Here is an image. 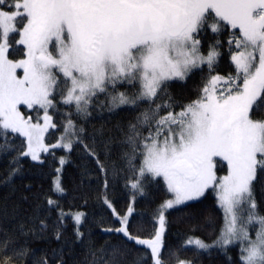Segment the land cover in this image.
Here are the masks:
<instances>
[{
	"label": "snow or ice",
	"instance_id": "1",
	"mask_svg": "<svg viewBox=\"0 0 264 264\" xmlns=\"http://www.w3.org/2000/svg\"><path fill=\"white\" fill-rule=\"evenodd\" d=\"M197 76L194 95L175 94ZM0 156L10 193L0 264H127L133 252L131 264H264V0H0ZM49 159L56 175L41 199L25 180ZM77 160L81 183L95 174L117 217L103 229L117 241L108 247L85 211L59 202ZM121 184L123 212L109 195ZM154 192L141 236L135 204ZM202 219L209 240L196 235ZM173 221L195 225L175 244Z\"/></svg>",
	"mask_w": 264,
	"mask_h": 264
},
{
	"label": "trees",
	"instance_id": "2",
	"mask_svg": "<svg viewBox=\"0 0 264 264\" xmlns=\"http://www.w3.org/2000/svg\"><path fill=\"white\" fill-rule=\"evenodd\" d=\"M199 83V77L197 76L194 82H190L186 88L175 89V94L181 97H188L194 95L196 84ZM123 116L128 119L131 118L127 113L123 114ZM99 123L96 124V127H99ZM110 127V124H105V128ZM91 131V128H89ZM62 154L58 152V155ZM79 161L72 165L65 166V172L62 176L63 186L66 189V193L59 198V202L64 209L65 213L74 214L77 211H85L88 214V223L87 228L90 229L93 233V239L96 242V246L100 247H108L111 244L117 243L115 239H107L104 236L103 229L118 227L119 224L117 222V217L114 215H110L111 210L107 209L106 205L103 204L100 194L103 192V189L100 183L97 182V177L93 174L90 178L86 179L83 183H81V174L80 169L76 166ZM57 166L56 162L49 159L48 163L43 166L42 174L37 172L35 175L29 174L28 178L25 180V183L31 182L33 184V192L39 197L43 198V194L48 193L51 187L52 179L56 175L55 167ZM27 167V165H26ZM88 167L90 169H94L95 165L89 163ZM7 169V160L0 156V179L3 178ZM17 182L18 179H17ZM259 194V193H258ZM17 197L14 199H18ZM109 195L115 201V207L119 212H123L126 210L127 204L130 202V195L126 189L123 188L122 184L117 186L114 190H109ZM10 196L7 188L0 183V209L3 208L5 197ZM163 196L161 192H154L150 198H137L135 204V214L137 215V222H142L143 227L141 229L133 228V231H138L141 236H146L149 232L152 231V214L156 207V203L159 202L160 198ZM53 198L57 197L53 195ZM84 199L87 200V204L85 205ZM11 205V201H9V206ZM205 207L208 209V214L215 217V225L218 229L221 223L222 214L218 210H213L211 199L206 202ZM24 208L28 209L27 214H32V209L29 205H24ZM57 213L53 211L49 219L50 226L56 222ZM103 220V224L101 225L100 221ZM73 221L69 218L66 221L68 231L66 236L71 237L72 225ZM205 221L202 219L199 225L200 230L196 232V235L201 236L202 238L209 240L213 238V234L211 229H208L204 226ZM195 227V225L187 223V222H176L173 221L169 230L168 240L170 243H177L180 239L183 238L185 233L190 232V230ZM55 242L50 247H55ZM34 248H45L49 247L41 242H36L32 245ZM189 258L196 259L192 257V254L185 253ZM136 256V253L133 252L127 257V264H131V261ZM78 259H84V251L78 249ZM224 258L222 256H214L211 259L205 258L203 260V264H223ZM196 264H201L199 259H196Z\"/></svg>",
	"mask_w": 264,
	"mask_h": 264
}]
</instances>
